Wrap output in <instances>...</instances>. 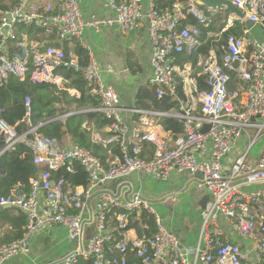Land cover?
<instances>
[{"label":"built area","instance_id":"1","mask_svg":"<svg viewBox=\"0 0 264 264\" xmlns=\"http://www.w3.org/2000/svg\"><path fill=\"white\" fill-rule=\"evenodd\" d=\"M105 1L113 17L85 18L82 0H19L0 8V86L16 76L60 87L67 80L59 70L81 72L91 94L100 100L92 110L110 120L109 134L93 141L119 150L109 148L103 160L79 144L64 145L43 135L39 132L42 123L19 133L3 118L0 103L2 152L24 143L35 165L48 167L32 177L28 187L18 185L9 195L0 194L1 208L9 205L26 217L21 237L0 243V264L29 254L34 237L56 226H65L75 243L74 251L58 264H76L80 256L92 264H264V153L254 160L247 149L229 168L223 162L240 137L246 136L252 145L264 134V40L230 35L223 47H212L200 62L208 86L201 89L192 65L181 66L178 55L200 50L204 42L200 28L183 21L192 14L208 26L209 10L195 0H173L171 6H162L159 0ZM232 1L246 12V19L264 29V0ZM144 22L151 42V84L157 87L158 97L176 98L179 87L183 96L177 109H131L138 119L129 124L122 116L119 94L106 81L115 68L103 66L92 54L82 65L76 47L83 45L88 28L100 33L117 25L123 32H134ZM218 48L223 52L222 63ZM234 75L241 81L236 88L231 86ZM25 104V119L30 123L29 96ZM163 117L178 119L182 134L174 137L167 131L160 123ZM206 125L210 126L207 132ZM147 143L154 146L150 157L143 156ZM76 163L87 173V185H74L64 176L53 178V172L74 171ZM136 172L161 181L169 180L174 172L201 180L213 203L197 245L186 246L142 196L126 200L103 190L108 183L123 182ZM253 185L261 187L250 188ZM91 204L94 232L84 240V220ZM140 210L154 217L156 230L129 240L122 231ZM234 233L243 244L234 239Z\"/></svg>","mask_w":264,"mask_h":264},{"label":"crops","instance_id":"2","mask_svg":"<svg viewBox=\"0 0 264 264\" xmlns=\"http://www.w3.org/2000/svg\"><path fill=\"white\" fill-rule=\"evenodd\" d=\"M81 7L83 15L87 19L92 15L108 18L114 15L113 11L107 7L105 0H82ZM236 20L238 19L231 14L225 30L233 26ZM212 21L213 18H210L209 23ZM240 21L245 23L244 20ZM146 24L144 22L134 32H123L117 25H114L102 29L100 33L95 32L92 28L86 29L84 33L82 47L88 52V55H94L103 66L112 65L115 68L114 73L106 75V81L119 94L122 107L121 113L129 124L137 122L138 119L137 115L131 109H146L138 102V93L142 89H151L153 87L150 82L151 42L148 37ZM210 35L220 37L221 34L211 33ZM245 35L264 40V29L261 25L255 24L249 30L245 23L244 34L241 36ZM203 57V55L200 56V62ZM199 74H202V70ZM65 83L62 81L60 87L56 86L59 90L71 89V92L67 90L71 95L80 96L78 90L67 88ZM231 86L234 88L241 86V81L236 75H234ZM142 102L149 103L150 98L146 97ZM87 110L80 109L78 111V108L73 106L72 110L67 114L70 115ZM63 115H60L58 118L64 119L65 117ZM92 126L94 129L92 136L96 139L109 134L107 127L96 130L94 125ZM247 142L249 143V139L245 136L238 139L234 151L223 161L226 168H229L237 157L245 153L249 146ZM94 143L98 146L101 145L98 142ZM247 144L248 146L246 147ZM153 149V144L147 143L143 151V156L150 157L153 154ZM250 158L254 160L259 159L256 156H250ZM260 187V185H253L250 188L257 189ZM103 190L111 193H117L121 190V197L126 200H131L136 195L147 199L164 219L168 228L178 233L183 243L189 247L197 245L202 224L213 203L212 195L204 188L198 177H191L188 174L178 172L172 173L170 179L167 181L158 180L151 174L145 172H136L127 177L123 182L108 183L104 186ZM171 195H174L176 199L172 200L170 198ZM93 207V204H91L85 215L84 240L94 232V226L92 224ZM10 209L14 215L20 213L24 215L19 209L11 207ZM141 211H137L134 214L131 222L132 224L136 223L138 228L144 230L146 227L141 217ZM223 225L229 233H233L225 221H223ZM122 232L123 236L129 240L140 237L134 227L123 229ZM12 234V225L9 222H0V243H8L9 236ZM145 235L147 234H143V236ZM232 236L241 244L244 243L243 239L235 233ZM74 249L75 243L69 239L67 228L65 226H56L49 232L41 233L34 237L29 254L10 258L5 264H58L59 261L70 255Z\"/></svg>","mask_w":264,"mask_h":264},{"label":"trees","instance_id":"3","mask_svg":"<svg viewBox=\"0 0 264 264\" xmlns=\"http://www.w3.org/2000/svg\"><path fill=\"white\" fill-rule=\"evenodd\" d=\"M19 0H0V8L14 6ZM188 2V0H181ZM162 6H171L173 0H159ZM206 9V8H205ZM207 15L213 18V21L205 26L194 15L188 14L183 21L184 24L192 23L198 26L201 30V40L203 44L198 52H184L178 55L179 64L184 66L186 63L192 65V74L197 77L201 89L208 88L205 82V76L199 74L202 67L199 65L200 56H206L212 47H220L226 44L227 38L230 35L241 36L244 34L245 23L239 19L234 22V25L224 30L227 26V21L231 13L228 10L224 11H207ZM211 33H220V37L210 35ZM67 48V47H65ZM76 53L79 55L82 65H85L88 60V52L82 47H76ZM222 50L218 48L219 60L222 63ZM59 73L67 80L65 86L74 88L80 92V96L71 95L67 90H59L56 85L50 83H34L29 79L20 80L16 76H10L8 82L0 86V103L4 109L3 118L11 125L15 126L19 133L27 131L31 126L42 125L39 132L45 136L59 139L64 145L79 144L96 155L107 158V150L112 148L113 151H119L116 146L96 145L93 141V126L96 130H101L107 127L110 120L105 118L101 113L91 109L100 104L97 96L92 95L90 88L81 72H76L72 69H61ZM148 90V91H147ZM31 98L30 123L26 121V97ZM183 96L181 87L178 88L177 97H172L165 94L163 97H158L157 87L151 89H142L138 93V102L146 109H154L160 111H169L179 108V98ZM150 98L149 103H143V99ZM76 106L80 109L87 110L85 112H77L70 114L64 119L58 117L67 114ZM138 118V115H137ZM163 127L170 131L174 137L179 136L183 132L182 123L173 117H163L160 119ZM5 142L0 136V194L9 195L15 187L23 185L28 187L30 179L38 174V167L33 161L31 150L24 144L18 143L14 149H4ZM146 147V146H145ZM151 151V149H150ZM64 176L67 181L74 185H87L89 178L84 168L76 163L74 171L69 172L62 169L53 172V178L58 179ZM141 217L145 224V229H140L136 223H130L129 228H136L138 235L143 234L153 235L156 230L154 217L147 211H141ZM26 221V217L20 213L14 215L10 208L0 207V222H9L13 228V234L9 236V241H13L22 235V226ZM76 264H92L90 259L80 256Z\"/></svg>","mask_w":264,"mask_h":264},{"label":"water","instance_id":"4","mask_svg":"<svg viewBox=\"0 0 264 264\" xmlns=\"http://www.w3.org/2000/svg\"><path fill=\"white\" fill-rule=\"evenodd\" d=\"M198 2L200 5L205 7L209 11H224L228 10L231 14H233L237 19L244 20L247 28L250 30L254 27L255 23L250 21L249 19H246V12L244 10H241L238 6H236L232 0H195ZM210 126L206 125L204 127V131L207 132L209 130ZM48 170V167L45 165H40L38 166V171L39 172H45ZM94 195L93 197L97 196ZM121 195V190H119L116 193V196ZM3 208H10V206H4ZM64 260V259H63ZM61 260V261H63ZM59 261L58 263H60Z\"/></svg>","mask_w":264,"mask_h":264},{"label":"rangeland","instance_id":"5","mask_svg":"<svg viewBox=\"0 0 264 264\" xmlns=\"http://www.w3.org/2000/svg\"><path fill=\"white\" fill-rule=\"evenodd\" d=\"M201 60H203V58H201ZM66 143L69 144V141L66 140ZM248 144L246 145V147L248 146ZM251 144L252 145L248 146L249 156H256L257 158H260L264 152V134H262L259 138L253 140Z\"/></svg>","mask_w":264,"mask_h":264},{"label":"bare ground","instance_id":"6","mask_svg":"<svg viewBox=\"0 0 264 264\" xmlns=\"http://www.w3.org/2000/svg\"><path fill=\"white\" fill-rule=\"evenodd\" d=\"M198 14L201 15L202 13L200 11H198ZM206 21H209V19H206Z\"/></svg>","mask_w":264,"mask_h":264}]
</instances>
